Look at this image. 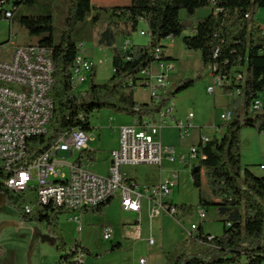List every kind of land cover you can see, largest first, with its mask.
<instances>
[{"label": "trees", "instance_id": "obj_1", "mask_svg": "<svg viewBox=\"0 0 264 264\" xmlns=\"http://www.w3.org/2000/svg\"><path fill=\"white\" fill-rule=\"evenodd\" d=\"M36 2L13 0L15 9ZM58 8L65 14V28L61 30L56 28L55 17L49 7L47 15H28L19 19L30 35L39 37L35 46L45 47L51 52L54 63V115L50 131L28 141L27 159H34L50 149L58 137L74 129L92 132L91 117L95 112L111 111L142 122L145 117H153L165 109L177 95L193 88L197 80L181 81L174 90H167L158 103L139 104L135 100L136 89L142 87L143 73L158 61L156 50H163L159 60H173L165 55L166 47L162 42L168 38H180L190 31L191 34L183 39L184 46L201 52L204 69H211L215 76L233 80L239 74L245 77L244 83L235 85L243 91L239 98H231L234 118L221 126L222 137L215 136L201 145L198 167L193 163L187 164L197 188L201 186L203 169L215 168L224 172L226 182L222 181L217 201L219 214L225 217L223 233L220 236L204 234L200 226L198 238H191L197 247L190 253L180 254L168 264H263L264 176L259 177L248 168L243 170L241 133L244 128L264 133V108L250 111L255 99H264V28L253 23L255 15L264 9V0H132L128 6L109 8H99L92 0H57L54 9ZM204 9H211V14L197 19V13ZM182 10L187 13L186 20L181 18ZM12 12L13 18L9 21L14 22L15 13ZM4 15L5 11L0 14V22L5 19ZM108 19V27L99 36L101 45L113 46L120 34L130 37L138 30L141 20L148 24L149 44L116 49L111 79L98 84L94 71L88 90L84 94H75L71 85L72 70L81 50V41L75 34L84 30L79 28L80 24L90 21L95 27L96 23ZM123 21L127 30L119 27ZM223 92L229 96L232 87H225ZM97 153L84 152L80 158L96 162ZM196 168H199L198 172H195ZM127 180L137 183L135 178ZM0 193L6 204L16 209L23 222L45 223L58 250L65 246L57 233V221L60 215L71 214V211L49 209L45 213L27 215L25 206L29 192L15 193L0 182ZM219 200L223 201L220 203ZM112 201L81 212L102 216ZM180 208L184 217L194 215L193 205H181ZM72 248V254L81 248L87 256L99 258L102 255H93L80 243ZM119 249V244L111 246L113 251ZM72 254H65L61 259L69 260Z\"/></svg>", "mask_w": 264, "mask_h": 264}, {"label": "built area", "instance_id": "obj_2", "mask_svg": "<svg viewBox=\"0 0 264 264\" xmlns=\"http://www.w3.org/2000/svg\"><path fill=\"white\" fill-rule=\"evenodd\" d=\"M10 0H0V14L5 11V19L11 20L13 12L6 9ZM264 28V27H263ZM145 35V33H142ZM149 35V34H148ZM45 48L30 45L17 48L10 60H0V182L15 193L34 194L37 206L45 211L64 209L72 213L81 212L85 208H94L106 204L116 196L120 197L123 209L131 213H139L144 200L152 206V216L166 214L173 220L182 222L183 211L169 201L174 188L179 184V175L173 172L170 178L153 186H140L136 182H128L122 173L124 166L152 165L162 167L165 162L174 163L178 158L171 147H164L159 141L160 131L171 125L175 126L182 138L190 135L194 129L195 114L190 112L185 121H178L175 116V105H169L153 117H145L142 122L135 120L132 126L120 129V145L110 152V168L107 176L92 172V161L80 158L84 152L90 153V141L93 133L74 129L66 135L58 137L50 149L40 153L34 159H27L28 141L33 137L45 136L49 133L54 115V63L52 56L34 58V49ZM82 49V45H80ZM163 50H156V65L160 72L152 73V68L143 73L142 88L150 91L151 101L158 103L170 86V73L175 69L172 60H159ZM154 64V65H155ZM153 65V66H154ZM152 66V67H153ZM94 72V64L83 55L77 54L72 70L71 85L75 94H84V86L89 75ZM213 84L207 92L214 95L218 87H232L230 98H239L242 89L235 85L244 83V75L225 78L215 76L212 72ZM264 108L263 99H255L250 111ZM234 118L232 108L227 109L220 117L224 123ZM216 133H222L221 126H213ZM212 138L201 134L199 142L191 147L188 157H181L186 165L201 158V145ZM75 158L74 160H70ZM264 170V165L261 166ZM223 200H219L221 203ZM34 208L25 206V213L31 215ZM200 221H204L206 211H198ZM78 221V216L74 217ZM81 231V227H79ZM105 241H112L114 229L105 227ZM199 224H193L187 230L189 238H198ZM150 244L154 241L150 240ZM73 248L66 255L70 256ZM73 256V257H72ZM63 264H84L86 255L77 248ZM141 264L145 260L140 261ZM264 264V263H263Z\"/></svg>", "mask_w": 264, "mask_h": 264}, {"label": "rangeland", "instance_id": "obj_3", "mask_svg": "<svg viewBox=\"0 0 264 264\" xmlns=\"http://www.w3.org/2000/svg\"><path fill=\"white\" fill-rule=\"evenodd\" d=\"M57 0H37L33 5H21L14 8L13 0L6 6V9L11 8L15 13V20L13 23L9 20H2L0 22V60H10L13 52L19 47H26L30 45H37L39 37L30 35L20 24L19 19L22 16L28 15H47L48 7L52 10L55 17V26L57 29H64L65 14L61 9H54V4ZM208 10V9H204ZM203 11V10H200ZM201 14V12H198ZM207 13L202 15L197 14V19L203 16H209ZM181 18L187 19L186 11H181ZM108 27L110 20L105 21ZM124 21L120 24L123 27ZM253 23L256 27H264V9H261L254 18ZM142 27V26H141ZM83 31H78L75 36L80 40V44H84L86 51L95 63V75H98L95 81L98 84L107 83L113 76V54L116 49H120L126 44L125 38L118 35L113 46L108 47L99 43V37L95 33L93 23L87 21L79 25ZM91 32H88V30ZM140 30L132 33V40H142L139 38ZM190 31H186L180 38H175V47L170 49L173 56V64L175 69L170 73V88L174 90L177 85L187 80H197L195 86L186 90L176 96L173 101L177 105V110L181 112L184 117L186 112L192 111L196 115V123L199 121L202 125L201 132L209 138L222 137V133H216L213 126H222L223 122L220 117L227 111L228 108L222 105L230 100L228 95H224V90L221 87L216 89L214 95L207 92L209 86L213 84V77L211 76V69H204L202 56L200 51L188 50L183 43V39L190 35ZM131 37V36H130ZM130 37H127L129 39ZM144 39V38H143ZM167 40V39H166ZM164 40V42L166 41ZM140 42V41H138ZM165 44H168L166 41ZM159 68L154 65V70ZM160 71V69H159ZM158 71V72H159ZM92 73L81 91L86 92L89 88ZM139 100L149 99L150 91L147 88L140 87L137 91ZM216 101V106L215 102ZM231 101V100H230ZM184 110L185 113L183 112ZM183 120V119H182ZM132 118L128 116H118L111 111L95 112L91 117V126L93 128V140L89 143V148L96 149L98 146H110L116 144L119 136V128L129 125ZM111 123V124H110ZM101 127V129H99ZM172 127V125H171ZM174 128V127H173ZM163 128L159 133L163 135V146L171 147L177 156V160L171 164L172 168L179 173V188L175 189V195L179 196L181 200L195 203L198 197H201L202 202H209L207 206L211 216L217 213V206L214 200L219 198L222 181L226 182L224 172L221 169H203L201 178V186L197 188L194 185V180L191 175L190 168L180 160V157H188L193 144H196V132H192L190 136L182 138L175 129ZM195 128V127H194ZM194 130V129H193ZM241 152H242V168H248L259 177L264 176V170L261 165L264 164V133H259L253 128H244L241 133ZM108 154V153H107ZM105 151H99L97 161L92 165V171L98 173L100 176L105 175L108 167V155ZM72 158L70 160H74ZM193 164L198 167V162L193 161ZM166 165V164H164ZM110 167V166H109ZM152 169L147 166H124L122 173L125 177L140 178L146 172H151ZM26 204L34 208V214L37 215L43 211L44 208L37 206L34 194L26 199ZM195 207L194 215L188 216L187 227L190 228L195 221L198 222L199 205ZM78 216L79 220H74ZM197 217L192 219V217ZM184 218V216H183ZM185 218V219H186ZM182 220V222H184ZM157 223L153 226V238L158 241L159 237L164 234L166 242H172L177 231L182 226V222L173 220L169 216H160L156 220ZM149 221L142 222L143 234H148ZM196 222V223H197ZM212 231L219 229L218 221L212 220ZM162 224V226H160ZM137 226L134 216L129 214L121 208L119 204V196H116L112 204L105 210L104 215L99 216L93 213L76 212L71 214L60 215L57 221V233L62 239L65 246L62 249L57 248L55 239L50 236L46 230L45 223L32 222L25 223L21 220L16 209L6 204L3 195L0 193V264H63L61 259L69 249H72L76 243H80L83 247L92 251L102 252L99 258L89 255L84 258L85 264H92V260H96L99 264H120L129 253V249L118 253H107V248L116 245L113 241L114 237L123 236L129 230H133ZM81 227V231L79 230ZM105 227L114 229L112 241H105L103 238V230ZM149 242L151 237L147 239ZM192 239L184 240L176 251H173V257H168L170 262L176 259L182 253H190L197 246L191 241ZM150 244V242H149ZM188 248V249H187ZM120 250V249H119ZM93 255H97L98 253ZM93 258V259H92ZM173 259V260H172Z\"/></svg>", "mask_w": 264, "mask_h": 264}, {"label": "crops", "instance_id": "obj_4", "mask_svg": "<svg viewBox=\"0 0 264 264\" xmlns=\"http://www.w3.org/2000/svg\"><path fill=\"white\" fill-rule=\"evenodd\" d=\"M131 1L132 0H92L93 4L95 6H98L99 8H109V7H115V6H128L131 4ZM201 12L200 13H197L199 15H202L203 13H207V15H210L212 10L211 9H208V10H203V11H199ZM203 17H206V16H203ZM11 23H13L11 21ZM107 23L106 22H100V23H96L95 24V33L97 35V37L100 36V34L107 28V26H105ZM122 24V23H121ZM142 26V27H141ZM119 27L121 28H124V30H127V26L123 25V27L120 25ZM138 29L140 30V33H139V38L142 39V40H132L133 39V35H131V37L129 39H127L126 36L122 35L123 38H125L126 40V44H124V46H122L119 50H124V49H127V48H130L131 46L133 45H148L149 44V41H150V37L148 35L149 33V28H148V24L146 23L145 20H141L140 24H139V27ZM142 33H145V35H142ZM144 38V39H143ZM175 38H168L166 41H168V44H165L166 41L162 42V44L166 47L165 50H164V53L167 57H170L172 59L173 56L170 52V49H173L175 47ZM140 41V42H138ZM82 45V53L83 55H85L88 59H90L93 64H94V68H95V63L93 61V57H91L89 55V53L86 51L85 48V45L84 44H81ZM159 68H157V70L155 71L154 70V66L152 67V73L154 75H157L159 74ZM95 73H96V70H95ZM96 76V79L98 77V75H95ZM212 76V75H211ZM213 77V76H212ZM171 79V78H170ZM139 88L136 89V91L138 90ZM170 86L168 88V90H170ZM135 91V100L139 103V104H147V103H150L151 101V98L149 96V99H145V100H139L138 97H137V93ZM166 93V92H165ZM164 93V94H165ZM225 95V94H224ZM230 98V96H228ZM231 100V98H230ZM228 101L226 103H222L223 106H225L226 108H230V104H231V101ZM175 101V100H173ZM172 101V103H173ZM215 103V106H216V101L214 102ZM175 105V103H174ZM177 105H175V113H174V116L175 118L178 120V121H185L186 118H187V115L192 112V111H188L186 112L185 116L182 117L180 114L181 112L179 111V109L177 110ZM186 110H184L183 112L185 113ZM118 116H121L118 114ZM123 116V115H122ZM132 118V117H131ZM183 119V120H182ZM196 115H195V118L193 120V123H194V130H192V132H196L195 136H196V144L199 142V138L202 134L201 132V129H202V125L200 124V122L198 121L196 123ZM111 124V123H110ZM135 124V120L132 118V122L129 123V125H126V126H132ZM126 126H122V127H126ZM121 127V128H122ZM174 127V128H173ZM119 128V136H118V141L116 142V144H113V145H110V146H98V148L96 149H93V148H90L92 150V152L94 151H97V158L99 157V151H105L106 154L108 155V167H107V170H106V173L105 175H107L109 173V166L111 164V161H110V152L111 151H114V150H117L119 148V145H120V142H119V139H120V129ZM166 128V127H165ZM175 129L177 130L178 134H179V131L178 129L172 125L168 127V129ZM101 129V127L99 128ZM93 132V131H92ZM192 132L190 133V135L192 134ZM161 134V132H160ZM189 135V136H190ZM159 141L162 143L163 145V135H160L158 137ZM94 141V140H93ZM195 145V143L193 144ZM185 157V156H183ZM180 160H181V157H180ZM97 161V160H96ZM94 162H92V165H93ZM164 164L166 165H163L161 168L160 167H157V166H152V165H140V166H147V167H150L152 169V171L149 173V172H146L145 175H143L141 178H135L137 180V183L144 187V186H153L157 183H159L160 181H164L168 178H170L171 174L173 172H177L176 170H174L171 166V164L173 165V163H169V162H165ZM133 168L137 167V166H131ZM92 169V167H91ZM94 172V171H92ZM96 173V172H94ZM178 173V172H177ZM98 174V173H96ZM179 175V173H178ZM127 178H130V177H127ZM180 179V177H179ZM179 188V184L176 188L173 189L171 195H170V198H169V201L176 205V206H181V205H195V204H198L200 205L199 206V209L200 208H203L205 209V211H207L206 209L208 205H210L209 202H202L201 201V197L199 196L197 201L195 203H190V202H186L185 200H181L179 196L175 195V189ZM114 200V199H113ZM215 203H216V206H217V213L215 214V216H211L209 211L206 212V217L204 219V221H200V219L197 221H195L194 224H199V232H200V226L202 227V230L204 232V234H210L212 236H220L222 233H223V230H224V219L225 217H222L220 216L219 214V206L217 205V201H218V198L216 200H214ZM113 202V201H112ZM119 204L121 206V208L123 209L122 205H121V200H120V197H119ZM152 206L151 204L147 201V200H144L143 204H142V209L139 213H131V212H127L123 209V211L129 213V214H132L134 216V220L135 222L137 223V226L132 230H129L126 231L123 236H117V237H114L113 238V241H116L115 243L116 244H119L121 246V249L120 250H111V248H107V253H118V254H121V251H125L126 249H129V253L128 255L126 256V258L123 259V261H121L120 264H141L140 261L142 259L145 260V263L144 264H168L170 262L169 260V256L170 257H173L172 254L174 253L173 251H176V248L178 247V245H180L182 242H184V240L188 239V235H187V230H188V227H187V223L184 221V220H187L189 218H186L184 217L182 220L184 222H182V226L179 231H177L176 235L174 236L172 242H166V237L164 234H162L160 237H159V240L156 241L154 238H153V226L154 224L157 223V219L160 218L159 217H153L152 216ZM162 215H166V214H162ZM161 215V216H162ZM168 216V215H166ZM186 218V219H185ZM194 218H197V217H192V219ZM211 219L212 220H216L218 221L220 227L219 229L217 230H214L212 231V224L213 222H211ZM150 222L148 223L149 224V227H148V234H143V229H142V222L145 221H149ZM197 222V223H196ZM193 225V224H192ZM160 226H162V224H160ZM114 234H115V231H114ZM149 237H151V240L154 241L153 244H149V242H147L149 239ZM188 249V248H187ZM92 253H94L92 251ZM98 254H101L102 252H96ZM94 253V254H96ZM93 259V258H92ZM173 260V259H172ZM92 264H99V262H97L96 260H92Z\"/></svg>", "mask_w": 264, "mask_h": 264}, {"label": "bare ground", "instance_id": "obj_5", "mask_svg": "<svg viewBox=\"0 0 264 264\" xmlns=\"http://www.w3.org/2000/svg\"><path fill=\"white\" fill-rule=\"evenodd\" d=\"M46 56H52L49 50L45 48L34 49V58H46Z\"/></svg>", "mask_w": 264, "mask_h": 264}, {"label": "water", "instance_id": "obj_6", "mask_svg": "<svg viewBox=\"0 0 264 264\" xmlns=\"http://www.w3.org/2000/svg\"><path fill=\"white\" fill-rule=\"evenodd\" d=\"M198 171H199V168H196V169H195V172H198ZM4 200H5V199H4Z\"/></svg>", "mask_w": 264, "mask_h": 264}]
</instances>
